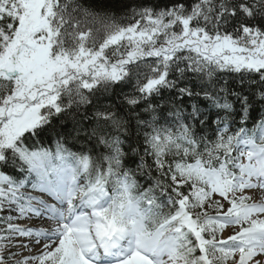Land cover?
<instances>
[{
	"label": "snow or ice",
	"instance_id": "snow-or-ice-1",
	"mask_svg": "<svg viewBox=\"0 0 264 264\" xmlns=\"http://www.w3.org/2000/svg\"><path fill=\"white\" fill-rule=\"evenodd\" d=\"M0 264H264V0H0Z\"/></svg>",
	"mask_w": 264,
	"mask_h": 264
}]
</instances>
